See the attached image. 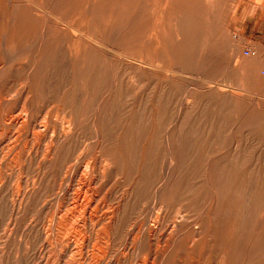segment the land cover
Instances as JSON below:
<instances>
[{"label":"rangeland","instance_id":"rangeland-1","mask_svg":"<svg viewBox=\"0 0 264 264\" xmlns=\"http://www.w3.org/2000/svg\"><path fill=\"white\" fill-rule=\"evenodd\" d=\"M235 5L0 0V264H264V44Z\"/></svg>","mask_w":264,"mask_h":264},{"label":"crops","instance_id":"crops-1","mask_svg":"<svg viewBox=\"0 0 264 264\" xmlns=\"http://www.w3.org/2000/svg\"><path fill=\"white\" fill-rule=\"evenodd\" d=\"M233 30L243 40L264 44V0H236Z\"/></svg>","mask_w":264,"mask_h":264},{"label":"bare ground","instance_id":"bare-ground-1","mask_svg":"<svg viewBox=\"0 0 264 264\" xmlns=\"http://www.w3.org/2000/svg\"><path fill=\"white\" fill-rule=\"evenodd\" d=\"M40 7H41V6H40ZM42 8H43V7H42ZM42 12H45V11H42ZM4 14H5V13H4ZM1 16H2V15H1ZM1 18H2V17H1ZM1 32H2V31H1ZM22 32H23V31H22ZM12 33H13V32H11V35H12ZM23 33H24V32H23ZM3 34H4V33H3ZM6 34H7V33H5V35H6ZM29 35H30V34H29ZM12 36H14V33H13ZM27 39H28V38H27ZM7 40H8V39H7ZM11 40H12V39H11ZM11 42L13 43V41H11ZM11 42H10V43H11ZM15 42L17 43V41H15ZM5 45H6V44H5ZM7 46H8V45H7ZM10 46H11V45H10ZM11 47H12V46H11ZM0 54H1V53H0ZM1 59H2V58H1ZM28 60H30V59H28ZM1 63H2V62H1ZM22 64H23V63H22ZM25 64H28V63H25ZM1 65H2V64H1ZM1 65H0V66H1ZM25 67H26V66H25ZM22 70H23V69H22ZM9 80H12V79H9ZM26 82H27V81H26ZM1 83H3V85H4V82H1ZM14 84H15V83H14ZM0 85H1V84H0ZM1 88H2V86H1ZM26 89H27V88H26ZM6 90H7V89H6ZM20 90H21V89H20ZM1 92H2V93H0V109H1V105H2V103H3V102L5 101V99H6V98H5V95L3 94V91H1ZM7 93H10V92H7ZM25 94H26V93H25ZM27 94H28V93H27ZM20 95H21V94H20ZM9 96H10V95H9ZM10 98H11V97H10ZM11 101H12V100H11ZM28 101H29V99H28ZM7 104H8V103H7ZM7 104H6V105H7ZM24 104H25V103H24ZM6 105H5V106H6ZM12 105H13V104H12ZM12 105H11V106H12ZM25 105H26V104H25ZM5 106H4V107H5ZM28 106H29V105L27 104V107L25 106V108H28ZM9 110H10V109H9ZM12 110H13V109H12ZM16 110H17V109H16ZM21 110H22V109H21ZM3 111H4V109H3ZM25 111H26V110H25ZM28 111H29V110H28ZM1 112H2V109H1ZM24 113H25V112H24ZM28 115H29V114H28ZM1 116H2V114H1ZM20 117H21V116H20ZM20 117H19V118H20ZM28 117H29V116H28ZM1 119H2V118H1ZM3 119H4V118H3ZM26 119H28V118H26ZM18 121H19V122H18ZM18 121L13 119V121H12L11 123L9 122V124H8V123H6V124H8L9 126H12V125H16L17 123H19V124H23V123H24L23 121H20V119H19ZM26 121H27V120H26ZM46 121H47V120H46ZM46 121H45V122H46ZM31 122H32V120H31ZM1 123H2V121H1ZM29 123H30V122H29ZM46 123H47V122H46ZM2 124H4V123H2ZM19 124H17V125H19ZM44 124H45V123H44ZM65 124H66V123H65ZM68 124H69V123H68ZM17 125H16V126H17ZM19 126H20V125H19ZM0 127H2V126H0ZM17 127H18V126H17ZM17 127H16V128H17ZM22 127H23V126H22ZM32 127H33V126H32ZM6 128H8V127H6ZM45 128H46V127H45ZM28 129H29V128H28ZM34 129H35V128H34ZM34 129H33V130H34ZM74 129H75V128H74ZM8 130H9V129H8ZM30 130H31V129H30ZM58 130H59V129H58ZM69 130H70V129H69ZM34 131H36V130H34ZM21 132H22V131H21ZM23 132L25 133V131H23ZM57 132H58V131H57ZM24 133H23V134H24ZM29 133H30V132H29ZM36 134H37V132H36ZM69 134H70V133H69ZM14 136H16V135H14ZM59 136H60V135H59ZM68 136H69V135H68ZM7 137H8V136H7ZM21 137H22V133H21ZM23 137H24V136H23ZM19 138H20V137H19ZM24 138H25V137H24ZM28 138H29V137H28ZM28 138H26V139H28ZM50 138H51V137H50ZM61 138H62V137H61ZM14 140H15V139H14ZM62 141H63V140H62ZM62 141H61V142H62ZM10 142H11V141H10ZM19 142H20V141H19ZM46 142H47V141H46ZM61 142H60V143H61ZM51 143H52V141H51ZM14 144H15V143H14ZM12 145H13V144H12ZM45 145H46V143H45ZM45 145H44V146H45ZM51 145H52V144H51ZM23 146H24V145H23ZM48 146H49V145H48ZM45 147H46V146H45ZM50 147H52V146H50ZM47 148H48V147H47ZM57 148H58V147H57ZM13 150H15V149H13ZM39 150H40V149H39ZM56 150H57V149H56ZM15 151H16V150H15ZM42 151H43V150H42ZM19 152H20V151H19ZM21 152H22V151H21ZM11 153H12V152H11ZM14 153H15V152H14ZM25 153H26V152H25ZM43 153H44V152H43ZM47 153H48V152H47ZM22 154H23V153H22ZM36 154H37V152H36ZM55 154H56V151H55ZM46 155H47V154H46ZM9 157H10V156H9ZM18 157H19V156H18ZM31 157H32V155H31ZM42 157H43V155H42ZM13 158H14V157H13ZM44 158H45V157H44ZM44 158H42V159H44ZM47 158H48V157H47ZM16 159H17V158H16ZM18 160H19V159H18ZM46 160H47V159H46ZM13 162H14V160H13ZM20 162H21V159H20ZM40 162H41V160H40ZM43 162H44V160H43ZM44 163H45V162H44ZM47 163H48V162H47ZM47 163H46V164H47ZM102 165H103V164H102ZM104 165H105V164H104ZM87 166H88V165H87ZM94 167H95V166H94ZM103 167H104V166H103ZM94 169H95V168H94ZM108 170H109V169H108ZM108 170H106V171H108ZM77 171H78V170H77ZM89 171H91V169H90ZM92 171H93V169H92ZM92 171H91V172H92ZM106 171H105V172H106ZM94 172H96V171H94ZM97 172H98V171H97ZM79 173H81V172H79ZM92 173H93V172H92ZM92 173H91V174H92ZM81 174H82V173H81ZM91 174H89V176H90ZM103 174H104V172H103ZM83 175H84V174H83ZM91 176H92V175H91ZM91 176H90V178H91ZM92 177H93V176H92ZM41 178H42V176H41ZM90 178H88V179H90ZM92 179H93V178H92ZM92 179H90V180H92ZM96 180H97V179H96ZM3 182H4V180H3ZM86 182H87V181H86ZM89 183H90V182H89ZM1 184H2V183H1ZM1 184H0V185H1ZM3 184H4V183H3ZM3 184H2V185H3ZM90 185H91V183H90ZM94 186H96V185H94ZM0 187H1V186H0ZM80 187H81V186H80ZM82 187H83V186H82ZM0 189H1V188H0ZM67 189H68V188H67ZM77 189H78V188H77ZM87 189H88V187H87ZM85 190H86V189H85ZM23 191H24V190H23ZM31 191H32V190H31ZM90 191H91V190H90ZM20 192H22V191H20ZM26 192H27V191H26ZM95 192H96V191H94V193H95ZM27 194H28V193H27ZM84 194H85V193H84ZM87 194H88V192H87ZM92 194H93V193H92ZM92 194H91V196H92ZM80 196H81V195H80ZM85 196H86V194H85ZM94 196H97V194H96V195L94 194ZM86 198H87V197H86ZM89 198H90V195H89ZM92 198H93V197H92ZM92 198H91V199H92ZM96 198H97V197H96ZM17 199H18V198H17ZM78 199H79V198H78ZM76 200H77V199H76ZM74 201H75V200H74ZM78 201H79V200H78ZM75 202H76V201H75ZM88 202H89V201H88ZM80 203H81V202H80ZM83 203H84V201H83ZM87 204H88V203H87ZM103 204H104V203H103ZM74 205H75V204H74ZM80 205H81V204H80ZM85 205H86V203H85ZM90 205H91V204H90ZM87 206H88V205H87ZM73 207H75V206H73ZM88 207H89V206H88ZM88 207H87V208H88ZM92 207H93V205H92ZM91 210H92V209H90L89 211H91ZM82 211H83V210H82ZM86 211H87V210H85L84 212H86ZM111 211H112V210H111ZM80 212H81V209H80ZM87 212H88V211H87ZM88 213H89V212H88ZM92 213H93V212H92ZM94 213H95V212H94ZM78 214H80V213H78ZM84 214H85V213H84ZM90 214H91V213H90ZM109 214H110V213H109ZM107 215H108V214H107ZM79 216H80V215H79ZM79 216H78V217H79ZM83 216H84V215H83ZM71 217H72V216H71ZM85 217H86V216H85ZM88 217H89V216H88ZM112 217H113V216H112ZM83 218H84V217H83ZM91 218H92V216H91ZM94 218H95V216H94ZM71 219H72V218H71ZM81 219H82V218H81ZM84 219H85V218H84ZM77 220H78V219H77ZM79 220H80V219H79ZM108 221H109V219H108ZM80 222H81V221H80ZM89 223H90V222H89ZM89 223H87V224H89ZM100 223H102V222H100ZM100 223H99V224H100ZM80 224H82V223H80ZM87 224L85 223V225H87ZM100 225H101V224H100ZM102 226H103V225H102ZM59 227H60V226H59ZM77 227H79L78 224H77ZM88 227H89V225H88ZM106 227H107V225H106ZM81 228H82V227H81ZM81 228H80V229H81ZM100 228H101V226H100ZM103 228H104V227H103ZM49 229H50V228H49ZM75 229H76V228H75V226H74V230H75ZM78 229H79V228H78ZM101 229H102V228H101ZM82 230H83V229H82ZM71 231H72V230H71ZM79 231H80V230H79ZM92 231H93V229H92ZM92 231H91V232H92ZM104 231H105V230H104ZM72 232H73V231H72ZM82 232H83V231H82ZM84 232H85V231H84ZM101 232H103V230H102ZM75 233H78V230H77V232L75 231ZM75 233H73V234H75ZM71 234H72V233H71ZM80 234H81V233H80ZM93 234H95V233H92V235H93ZM97 234H98V233H97ZM104 234H105V233H104ZM148 234H149V233H148ZM76 236H78V235H76ZM99 236H100V234H99ZM150 236H151V235H150ZM110 237H111V236H110ZM81 238H82V237H81ZM81 238H80V239H81ZM76 239H77V238H76ZM77 240H78V239H77ZM93 240H94V239H93ZM98 240H101V239L98 238ZM85 241H86V238H85ZM85 241H84V243H86ZM102 241H103V240H102ZM79 242H80V241H79ZM79 242H78V243H79ZM96 242H97V241H96ZM75 243H76V242H75ZM107 243H108V242H107ZM109 243H110V242H109ZM90 244H91V243H90ZM96 244H97V243H96ZM96 244H94V245H96ZM98 244H99V243H98ZM100 244H101V242H100ZM103 244H104V242H103ZM69 245H70V244H69ZM104 245H105V244H104ZM96 246H97V245H96ZM100 246H101V245H100ZM86 247H87V246H86ZM102 247H103V246H102ZM104 247H105V246H104ZM100 248H101V247H100ZM82 249H83V248H82ZM85 249H86V248H85ZM87 249H88V248H87ZM96 249H98V248H96ZM106 249H107V248H106ZM78 250H79V249H78ZM98 250H99V249H98ZM98 250H97V251H98ZM72 251H74V250H72ZM92 251H93V250H92ZM100 251H101V250H100ZM107 251H108V250H107ZM107 251H106V252H107ZM109 251H110V250H109ZM72 253H73V252H72ZM75 253H76V252H75ZM84 253H85V252H84ZM87 253H88V251H87ZM76 254H77V253H76ZM88 254H89V253H88ZM93 254H94V253H93ZM97 254H100V253H97ZM77 255H78V254H77ZM79 255H80V254H79ZM84 255H85V254H84ZM86 255H87V254H86ZM94 255H95V254H94ZM108 255H109V252H108ZM90 256H91V255H90ZM97 256H98V255H97ZM91 257H93V256H91ZM80 258H81V257H80ZM80 258H78V259H80ZM83 258H85V257H83ZM99 258H100V257H98V259H99ZM74 259H75V258H74ZM76 259H77V258H76ZM93 259H94V258H93ZM106 259H107V258H106ZM81 260H82V259H81ZM101 260H102V259H101ZM83 261H84V260H83ZM93 261H94V260H93ZM89 262H90V260H89ZM89 262H88V264H89ZM108 262H112V261L110 260V261H108ZM77 263H78V262H77ZM98 263H99V262H98ZM68 264H69V263H68Z\"/></svg>","mask_w":264,"mask_h":264}]
</instances>
